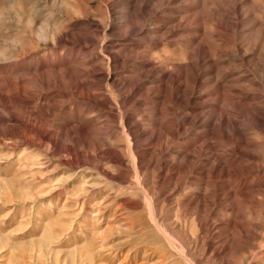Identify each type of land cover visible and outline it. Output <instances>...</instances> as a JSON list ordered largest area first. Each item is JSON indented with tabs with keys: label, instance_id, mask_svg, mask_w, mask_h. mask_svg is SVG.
I'll list each match as a JSON object with an SVG mask.
<instances>
[{
	"label": "rangeland",
	"instance_id": "rangeland-1",
	"mask_svg": "<svg viewBox=\"0 0 264 264\" xmlns=\"http://www.w3.org/2000/svg\"><path fill=\"white\" fill-rule=\"evenodd\" d=\"M194 150L222 180L178 169ZM239 154L264 164V0H0V264H187L157 222L203 236L210 208L249 241L200 264H264V170L240 180Z\"/></svg>",
	"mask_w": 264,
	"mask_h": 264
},
{
	"label": "bare ground",
	"instance_id": "bare-ground-1",
	"mask_svg": "<svg viewBox=\"0 0 264 264\" xmlns=\"http://www.w3.org/2000/svg\"><path fill=\"white\" fill-rule=\"evenodd\" d=\"M60 40V39H59ZM114 60V59H113ZM109 60L108 62H116V60ZM70 70V68L68 69ZM206 69L202 68L200 66L199 71L200 72H204ZM184 78V74L183 76H178L175 79V82L178 80H182ZM184 85L185 88V81H182V83ZM182 86L180 85L178 88H181ZM185 90V89H184ZM124 99H127V97H124ZM116 105L119 107V112L117 113V115L114 114H107L108 115V122L109 121H116L117 117L121 119L122 121V125H123V129L125 131V134H128L130 139H129V143H131L133 140H139L140 136L143 135L144 133H138L136 131H134L133 126H128L129 125V121H128V117L125 116L124 113V109L122 107V105L120 104V102L117 99H112ZM108 102H111L110 100H108ZM100 107H104L105 103L103 102H98ZM103 109V108H102ZM235 113H228V115H230L231 118H234L233 115ZM199 121V125L202 129V127L205 125L204 122H202L201 119H194L192 122L193 124H198ZM172 122H174L172 120ZM221 125L224 128H228V124H229V120L228 117H224L223 119H221ZM175 127L174 132H171L170 135H172V139L174 140L176 137H179L180 134L178 133V129L180 128L179 123H175L173 128ZM142 137V136H141ZM161 136L159 135V133H155V134H151V137L148 139H155V138H160ZM164 143L161 144V146H163ZM204 148V147H203ZM200 152H202V146L200 148ZM195 152V150H194ZM200 152H195L193 153L191 156H189L188 154L184 156L183 158V162L181 163V165H178V169H180L181 171H190L192 170L193 172L196 173H200V171L205 168L204 166L207 164H205L204 160L200 157L201 154ZM239 157H235V158H231L230 160H228L230 167L234 166V164L239 161V164H241L244 167H247V169L249 168V170L247 171H243L242 173L238 174L237 177H243L244 179L248 180L249 177H253L256 174L254 172H256L257 174L260 172H262L264 170V164L263 162L257 164L254 170H252L253 164L251 161V158H253L252 156H248V155H244V154H239ZM220 158V157H219ZM210 159V158H209ZM221 159V158H220ZM220 159L216 158V156H214V161H212V163H209L208 169H203L202 174L205 173H210L215 181L219 182L220 180H222L223 174H225L227 167H222L219 162ZM163 166L160 165V163L156 162L155 163V171L159 172V174H157L158 176H156L159 180L162 179L161 174V169ZM229 167V168H230ZM254 173V174H252ZM259 178V184L264 186V178H261L260 175H256ZM165 178V177H164ZM240 180L242 178H239ZM243 179V180H244ZM158 180V181H159ZM165 180V179H163ZM245 180V181H246ZM156 184V182H155ZM92 188V186H91ZM201 198V197H200ZM206 198V196L204 198H201L200 201L204 200ZM245 201L250 202L249 199H245ZM210 203L211 206L216 207L217 204L221 203V200L218 199V196L215 197H211L210 198ZM84 205V203H83ZM200 202H198V206L196 207L197 210H200ZM229 206V205H228ZM99 210V209H98ZM98 215L103 214V211L99 210V212L97 213ZM206 215L208 217H203L200 219V229L201 232L203 233V236H198L195 234H191L190 231L187 229V227L183 226L182 224H180V222L178 220L172 221L169 224L166 225H160L157 222V226L159 228V230L164 234V236L167 239V243H169L171 246L177 248V250L179 251L181 257L186 261L187 264H200L201 260H202V256H208L210 258H215V257H222L224 255H228L230 253V251H232L233 246L235 245L236 241L242 242V243H247V241H249L248 239H244L243 235L247 236L248 233V229L244 226L238 225L239 228V232H242V235H239V237H236L235 235H233L230 231L231 229H237V225H233V228L229 225V228L226 226L225 227H220V222L221 219L218 218L217 220L219 221H215V222H210V218L213 215V209L210 208L208 211H206ZM228 230V236L229 238L226 240L222 241V244H220L219 246H214L213 244V239L215 238L216 234H220L223 233L225 231ZM223 236V235H222ZM164 237V238H165ZM219 237V236H218ZM225 238V237H224ZM223 239V238H222ZM220 241V240H219ZM237 243V242H236ZM241 245V244H240ZM239 245V246H240ZM170 246V247H171ZM174 248V249H175ZM241 249L244 248V245H241L240 247ZM225 257V256H224ZM166 260V256L163 255L161 256V258L159 259V261L156 263H163Z\"/></svg>",
	"mask_w": 264,
	"mask_h": 264
}]
</instances>
